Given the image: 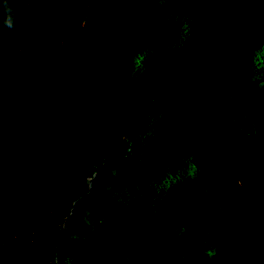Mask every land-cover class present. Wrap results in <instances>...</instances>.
<instances>
[{
  "label": "trees",
  "instance_id": "16d2710c",
  "mask_svg": "<svg viewBox=\"0 0 264 264\" xmlns=\"http://www.w3.org/2000/svg\"><path fill=\"white\" fill-rule=\"evenodd\" d=\"M2 5L0 264H264V0ZM218 138L225 223L168 178Z\"/></svg>",
  "mask_w": 264,
  "mask_h": 264
},
{
  "label": "clouds",
  "instance_id": "9594fccd",
  "mask_svg": "<svg viewBox=\"0 0 264 264\" xmlns=\"http://www.w3.org/2000/svg\"><path fill=\"white\" fill-rule=\"evenodd\" d=\"M2 7L5 13L3 27L13 30L15 28L14 16L9 7V0H3ZM257 22L260 23V26L255 30L249 29L247 36L257 57L264 62V21ZM260 80V84L264 86V78H260ZM252 81L255 82L254 78ZM181 147L184 148V151L170 160L174 166V174L169 173L168 178L175 184L185 185V188L193 191L206 202L208 206L206 218L227 222L228 216L231 213H236V209L231 207L229 196L219 180L222 175L220 168L227 161L224 146L219 145L218 138L215 140V144L187 140L182 143ZM169 183L173 185V183ZM209 183H213L214 187H208Z\"/></svg>",
  "mask_w": 264,
  "mask_h": 264
}]
</instances>
